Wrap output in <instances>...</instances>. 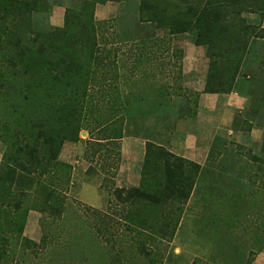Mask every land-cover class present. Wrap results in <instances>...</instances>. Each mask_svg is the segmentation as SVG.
Returning <instances> with one entry per match:
<instances>
[{
  "label": "rangeland",
  "instance_id": "obj_1",
  "mask_svg": "<svg viewBox=\"0 0 264 264\" xmlns=\"http://www.w3.org/2000/svg\"><path fill=\"white\" fill-rule=\"evenodd\" d=\"M138 3L131 0L125 5L121 18L100 19L95 9L97 23L106 22L99 27V56L109 58L101 69L105 92L98 93L96 88L90 107L107 118L103 123L90 121L79 142L64 144L59 159L73 167L72 185L61 215L50 209L37 211L40 237L31 240L37 246L21 243L18 225L4 224L1 233L7 236L9 264H113L119 260L131 264L129 259L142 264L138 255L146 261L159 258L164 264H252L264 251V158H256L253 150L239 143L219 142L220 155H214L209 164H199L203 175L197 179L189 201L182 205L175 200L166 205L163 211L174 214L176 221L180 216L172 240H153L148 231L125 221L127 208L134 209L143 168H155L158 148L171 152L178 125L189 127L199 103V92L189 88L183 76V46L194 43L195 33L170 37L165 30L139 24ZM43 4L45 8L31 17L32 24L25 22L14 28L23 45L34 51L40 44L34 40L37 34L52 33L56 28L49 23L55 6L64 4L66 9L84 11L80 0H44ZM27 17L25 14L24 21L29 20ZM89 17L86 12L80 19L87 21ZM74 31L60 33L55 42L46 43L53 44L51 48L66 47L75 39ZM251 43L235 90L252 98L253 106L264 107V39ZM8 80L0 79V143L4 153L7 145L25 142L27 137L18 135L27 128V116L34 117L27 86L18 84L19 90L11 91L10 97L6 95ZM35 113V117L43 115V111ZM121 131L118 157L116 146L99 139ZM126 138H140L146 143L145 158L137 169L123 155ZM98 142L105 146L97 147ZM22 190L27 191L28 186L22 184L18 192ZM14 198L23 209H39L31 198L21 194ZM140 243L148 245L151 252L140 253Z\"/></svg>",
  "mask_w": 264,
  "mask_h": 264
},
{
  "label": "trees",
  "instance_id": "obj_2",
  "mask_svg": "<svg viewBox=\"0 0 264 264\" xmlns=\"http://www.w3.org/2000/svg\"><path fill=\"white\" fill-rule=\"evenodd\" d=\"M43 1L0 0V79L3 82V79L9 78L6 95L10 97L11 91L19 90L17 85L24 82L34 115L33 118L27 116V128H23L21 135H18L19 138L27 137L23 144H17L18 141L11 144L6 142L9 145L3 155V167H0V264H9L7 236L1 233L4 224L14 227L18 225L21 243L37 246L23 236L31 209H23V205L14 200L15 195L31 198L35 207L39 208L34 207L38 212L50 209L61 215L65 210L66 193L72 185L73 167L59 159L62 148L66 142H79L81 131L88 129L90 121L103 123L107 118L94 113L90 107L96 88L98 93L105 92L101 86L106 85L102 77L105 74L101 69L106 58H109L102 54L99 56V27L106 22L97 23L95 9L97 5L109 2L128 4L131 0H80L84 13L67 8L64 28H54L52 33L37 34L34 40L40 44L34 51L23 45L14 28L25 22L32 24L30 20L33 14L45 8ZM138 2L139 24L150 25L159 31L165 30L170 37L195 33L194 44L207 48L210 65L204 93L237 92L235 87L247 61L251 42L264 39V34L259 33L264 32V29L248 24L243 15L251 13L264 17V0ZM86 12H89L90 17L83 21L80 17H84ZM25 14L29 18L27 21H24ZM75 26L78 32L74 31ZM71 30L77 33L66 47L51 48L53 44H48L58 39L55 36ZM48 51L50 55H46ZM84 57L88 59L84 60ZM113 103L117 106L116 101ZM37 111H43V115L35 117ZM122 133L116 136L107 134L99 139L110 141L116 146L118 157H121V151L117 141L123 138ZM96 146L101 148L105 144L98 142ZM214 154L215 148L211 150L207 164ZM156 158L154 169L143 168L134 209L127 208L124 218L133 227L148 231L146 233H149L151 239L154 237L153 240H172L180 216L176 221L174 214L163 210L175 200L182 205L189 201L197 179L203 175V168L162 147L158 148ZM116 170L114 166L113 171ZM103 181L106 182L107 177ZM22 184L28 186V190L18 192ZM138 216L141 218L138 219ZM139 245L140 253L151 252L145 243ZM138 257L142 264H164V260L159 258L146 261L141 255ZM128 262L135 264L131 259ZM113 264L123 262L113 261Z\"/></svg>",
  "mask_w": 264,
  "mask_h": 264
},
{
  "label": "crops",
  "instance_id": "obj_3",
  "mask_svg": "<svg viewBox=\"0 0 264 264\" xmlns=\"http://www.w3.org/2000/svg\"><path fill=\"white\" fill-rule=\"evenodd\" d=\"M126 4L109 2L97 5L96 16L101 15L100 19L112 16L116 18L122 14ZM65 13L64 4L55 6L50 15V25L63 28ZM250 15H243L248 24L264 29V17L258 14ZM191 44L183 46L185 62L183 76L186 85L199 92V103L189 127L188 124L178 125L176 134L172 136L171 152L198 165L207 164L211 150L215 148L214 155H220L218 143L228 141L232 145L239 143L247 146L254 151L256 158H264V107L253 106L252 98L238 92L204 93L210 65L207 48ZM145 145V141L140 138H126L122 142L124 157L129 158L137 166L136 169L145 158ZM1 147L0 143V159L4 155ZM262 164L264 165V162ZM39 219L40 214L37 211L29 212L24 232L32 241L40 237ZM252 264H264V251L258 253Z\"/></svg>",
  "mask_w": 264,
  "mask_h": 264
}]
</instances>
